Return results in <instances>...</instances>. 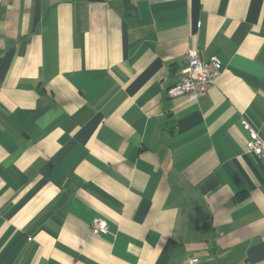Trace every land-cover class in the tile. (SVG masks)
<instances>
[{"label": "crops", "instance_id": "1", "mask_svg": "<svg viewBox=\"0 0 264 264\" xmlns=\"http://www.w3.org/2000/svg\"><path fill=\"white\" fill-rule=\"evenodd\" d=\"M191 47L222 63L194 101ZM244 119L264 0H0V264H264Z\"/></svg>", "mask_w": 264, "mask_h": 264}, {"label": "built area", "instance_id": "2", "mask_svg": "<svg viewBox=\"0 0 264 264\" xmlns=\"http://www.w3.org/2000/svg\"><path fill=\"white\" fill-rule=\"evenodd\" d=\"M182 76L178 83L170 86L168 93L172 97L187 95L190 100H197L205 95L221 76V60L217 56L204 57L197 48H189L184 56ZM244 128L249 133L247 149L264 162V136L244 119ZM108 224L104 220H97L92 224L95 234L107 231ZM191 264H199V258L194 256L190 259Z\"/></svg>", "mask_w": 264, "mask_h": 264}]
</instances>
